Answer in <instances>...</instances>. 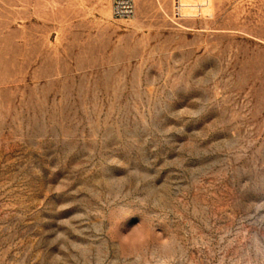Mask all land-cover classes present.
<instances>
[{
    "label": "rangeland",
    "instance_id": "obj_1",
    "mask_svg": "<svg viewBox=\"0 0 264 264\" xmlns=\"http://www.w3.org/2000/svg\"><path fill=\"white\" fill-rule=\"evenodd\" d=\"M0 0V264H264V0Z\"/></svg>",
    "mask_w": 264,
    "mask_h": 264
},
{
    "label": "built area",
    "instance_id": "obj_2",
    "mask_svg": "<svg viewBox=\"0 0 264 264\" xmlns=\"http://www.w3.org/2000/svg\"><path fill=\"white\" fill-rule=\"evenodd\" d=\"M182 0H177V8L180 12V17H185L181 13ZM136 10L135 0H112V14L115 19L129 20Z\"/></svg>",
    "mask_w": 264,
    "mask_h": 264
}]
</instances>
